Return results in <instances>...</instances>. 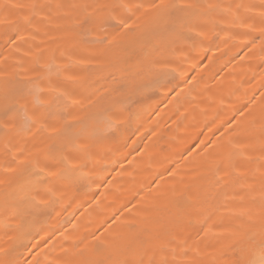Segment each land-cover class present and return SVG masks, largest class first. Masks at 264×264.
<instances>
[{"label":"bare ground","instance_id":"obj_1","mask_svg":"<svg viewBox=\"0 0 264 264\" xmlns=\"http://www.w3.org/2000/svg\"><path fill=\"white\" fill-rule=\"evenodd\" d=\"M264 0H0V264H261Z\"/></svg>","mask_w":264,"mask_h":264},{"label":"snow or ice","instance_id":"obj_2","mask_svg":"<svg viewBox=\"0 0 264 264\" xmlns=\"http://www.w3.org/2000/svg\"><path fill=\"white\" fill-rule=\"evenodd\" d=\"M261 264H264V260L261 261Z\"/></svg>","mask_w":264,"mask_h":264}]
</instances>
